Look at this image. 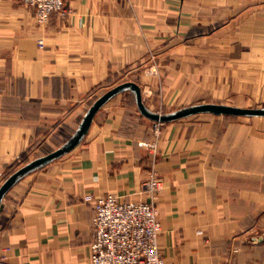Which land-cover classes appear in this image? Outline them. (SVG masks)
Instances as JSON below:
<instances>
[{
	"label": "crops",
	"instance_id": "crops-1",
	"mask_svg": "<svg viewBox=\"0 0 264 264\" xmlns=\"http://www.w3.org/2000/svg\"><path fill=\"white\" fill-rule=\"evenodd\" d=\"M131 81L148 111L179 116L156 135L128 84L76 141ZM231 101L264 104V0H67L46 24L0 0V188L28 168L2 200L0 264H93L86 196L108 193L154 200L165 264H264V114L202 108Z\"/></svg>",
	"mask_w": 264,
	"mask_h": 264
},
{
	"label": "built area",
	"instance_id": "built-area-1",
	"mask_svg": "<svg viewBox=\"0 0 264 264\" xmlns=\"http://www.w3.org/2000/svg\"><path fill=\"white\" fill-rule=\"evenodd\" d=\"M32 8L37 21L46 24L54 13H65L67 0H19ZM159 115H163L158 112ZM165 121L157 119L153 128L161 134ZM143 190L154 196L163 188V181L151 173L142 183ZM95 239L91 243L93 264H165L159 245L162 225L154 200L126 201L113 193L94 197Z\"/></svg>",
	"mask_w": 264,
	"mask_h": 264
},
{
	"label": "water",
	"instance_id": "water-1",
	"mask_svg": "<svg viewBox=\"0 0 264 264\" xmlns=\"http://www.w3.org/2000/svg\"><path fill=\"white\" fill-rule=\"evenodd\" d=\"M132 85L137 89L138 92V97H139V101H140V105L144 111V113L152 118H154L155 120L157 119H162L163 121L167 122L170 119L176 118L179 115L178 114H174V115H159L158 113H152L150 111L147 110L144 102H143V98H142V92L140 89V86L136 83H126L123 85H120L110 91H108L107 93H105L102 97H100L96 103L91 107V109L89 110L88 114L86 115V117L84 118V121L79 129V133L77 136L76 141L80 140L90 129L92 122L97 114V112L100 110V108L109 100L111 99V97L114 95V93L121 89L122 87L126 86V85ZM202 108H209L212 111H216V112H225V113H234V114H264V110H248L245 108H238V107H234V106H229V105H222V104H209L206 105ZM60 152L55 153L53 155H51L48 158H53L57 155H59ZM28 168L22 169L20 171H18L17 173H15L1 188H0V210L2 209V200L4 198V195L6 193V191L8 190V188L10 187V185L14 182L15 179H17L19 176H21Z\"/></svg>",
	"mask_w": 264,
	"mask_h": 264
},
{
	"label": "rangeland",
	"instance_id": "rangeland-1",
	"mask_svg": "<svg viewBox=\"0 0 264 264\" xmlns=\"http://www.w3.org/2000/svg\"><path fill=\"white\" fill-rule=\"evenodd\" d=\"M200 33H202V31L200 32ZM156 58H154L153 60H151V62L149 63V67H151V69L152 70H155V71H159L160 70V68L162 67H164L166 70H168V71H170V70H174V66H175V64L174 63H170V62H167V63H160L158 60H155ZM221 65H223L222 63H207V62H191V63H186V62H184V67L185 68H189V69H193V70H201V69H206V68H211V69H220L221 68ZM141 66L142 65H136L135 66V69H136V71H137V69H140L141 68ZM161 68V69H162ZM177 69H180V63H177ZM190 80H196V78L195 79H190ZM130 83H134L133 81H131ZM201 90L202 91H205L206 90V87L205 86H202L201 87ZM145 94H144V97L146 96V98H147V96H148V100H150V99H152V98H155L157 95H156V93L154 92V90L153 89H145ZM204 101V100H203ZM235 101H237V100H235ZM154 103H156V101H153ZM207 101H205V103H206ZM232 102H234V101H231V104H226V103H215V104H222V105H229V106H234V107H236L237 105L235 104V105H232L233 103ZM205 103H203V104H205ZM210 104H212V103H210ZM258 105V104H257ZM206 106V105H205ZM243 106V105H242ZM259 106V109L261 110H264V104L262 105V104H259L258 105ZM263 106V107H262ZM247 107L248 108H246V106H245V109H248V110H256L257 108H255V105H247ZM173 110H168V109H166L165 111H161V109L158 111V112H160V113H162L163 115H167V114H169V115H174V113H169V112H172ZM250 115V114H249ZM67 131V135H71L70 133H72V132H70V130H66ZM74 133V132H73ZM69 136H67V137H69Z\"/></svg>",
	"mask_w": 264,
	"mask_h": 264
}]
</instances>
